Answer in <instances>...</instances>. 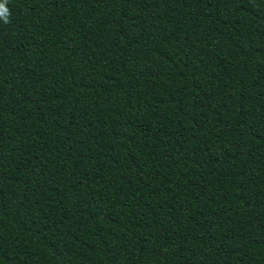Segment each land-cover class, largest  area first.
<instances>
[{
  "label": "trees",
  "instance_id": "16d2710c",
  "mask_svg": "<svg viewBox=\"0 0 264 264\" xmlns=\"http://www.w3.org/2000/svg\"><path fill=\"white\" fill-rule=\"evenodd\" d=\"M6 7L0 264H264V0Z\"/></svg>",
  "mask_w": 264,
  "mask_h": 264
},
{
  "label": "clouds",
  "instance_id": "9594fccd",
  "mask_svg": "<svg viewBox=\"0 0 264 264\" xmlns=\"http://www.w3.org/2000/svg\"><path fill=\"white\" fill-rule=\"evenodd\" d=\"M7 0H2L0 2V20L3 21V23L7 24L10 22L9 17H10V11L6 7Z\"/></svg>",
  "mask_w": 264,
  "mask_h": 264
}]
</instances>
